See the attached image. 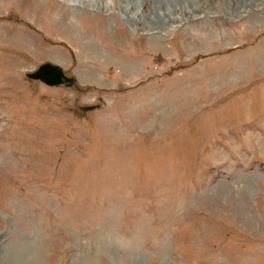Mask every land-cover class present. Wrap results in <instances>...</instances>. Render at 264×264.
Here are the masks:
<instances>
[{
	"label": "rangeland",
	"instance_id": "374dc122",
	"mask_svg": "<svg viewBox=\"0 0 264 264\" xmlns=\"http://www.w3.org/2000/svg\"><path fill=\"white\" fill-rule=\"evenodd\" d=\"M141 1L0 0V264H264V0Z\"/></svg>",
	"mask_w": 264,
	"mask_h": 264
},
{
	"label": "water",
	"instance_id": "95a60500",
	"mask_svg": "<svg viewBox=\"0 0 264 264\" xmlns=\"http://www.w3.org/2000/svg\"><path fill=\"white\" fill-rule=\"evenodd\" d=\"M27 77L33 80H39L52 87L72 86L76 81L74 78H68L61 67L51 63L43 64L35 72L29 73ZM98 108L99 106H89L83 107V110L94 111Z\"/></svg>",
	"mask_w": 264,
	"mask_h": 264
},
{
	"label": "bare ground",
	"instance_id": "6f19581e",
	"mask_svg": "<svg viewBox=\"0 0 264 264\" xmlns=\"http://www.w3.org/2000/svg\"><path fill=\"white\" fill-rule=\"evenodd\" d=\"M64 1H67V2H73V5H75V6H83V7H92V9H95V10H101V9H99V7H97V6H95V5H92L94 2H96L97 0H64ZM120 1V0H119ZM99 2V1H98ZM142 3V1L141 0H127V5H126V7H125V9L127 10V9H129L130 7H131V4H135V5H138V4H141ZM71 4V3H70ZM144 4V3H143ZM97 5V4H96ZM142 5V4H141ZM108 6H109V4H108ZM120 6V5H119ZM140 6V5H139ZM109 8V7H108ZM157 11V10H156ZM142 13L140 12V10H135L134 12H133V15L131 16V17H128V19H130L131 20V23H133V22H136V21H138V19H139V15H141ZM159 13L157 14V12H156V14L154 13V15L151 17V21L154 23V24H156V23H159L158 21H159ZM171 20L169 21L171 24H173V23H175V24H177V23H179L181 20H182V17H175V18H170ZM163 23V22H162ZM170 25V24H169ZM157 26V25H156ZM151 27H153V25H152V23H147L146 24V31H149L150 29H152ZM158 30V29H157Z\"/></svg>",
	"mask_w": 264,
	"mask_h": 264
}]
</instances>
